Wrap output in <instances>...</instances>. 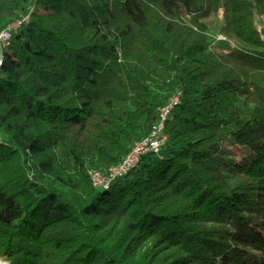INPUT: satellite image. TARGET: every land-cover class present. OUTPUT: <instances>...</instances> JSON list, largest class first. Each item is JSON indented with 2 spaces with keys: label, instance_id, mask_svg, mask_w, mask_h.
<instances>
[{
  "label": "trees",
  "instance_id": "16d2710c",
  "mask_svg": "<svg viewBox=\"0 0 264 264\" xmlns=\"http://www.w3.org/2000/svg\"><path fill=\"white\" fill-rule=\"evenodd\" d=\"M256 17L264 0H0V33L23 20L0 49V264H264ZM177 95L159 152L95 187Z\"/></svg>",
  "mask_w": 264,
  "mask_h": 264
},
{
  "label": "built area",
  "instance_id": "2783aa9c",
  "mask_svg": "<svg viewBox=\"0 0 264 264\" xmlns=\"http://www.w3.org/2000/svg\"><path fill=\"white\" fill-rule=\"evenodd\" d=\"M20 24V20L14 23L12 26H9L7 30L8 31L13 27L15 29ZM15 25V26H14ZM11 29V30H13ZM3 31V33H5ZM217 40H226V37L222 34H219L216 36ZM178 101L177 97H172L171 100L160 107L159 112L163 115V127L165 120L167 118V115L169 114L170 110L172 109L173 105ZM163 127L160 130V132L155 136H147L145 141L142 142H136V148L132 150V153L129 155V158L122 159L117 165H114V170H106L101 171L99 169L93 168L94 171V177H98L103 179V183L106 185H110V181L113 179H119L126 175L130 171V163L131 162H139V159L141 158V153L144 150H152V153H158L159 150L162 148V146L166 142V135L163 133Z\"/></svg>",
  "mask_w": 264,
  "mask_h": 264
},
{
  "label": "bare ground",
  "instance_id": "6f19581e",
  "mask_svg": "<svg viewBox=\"0 0 264 264\" xmlns=\"http://www.w3.org/2000/svg\"><path fill=\"white\" fill-rule=\"evenodd\" d=\"M23 20H20V23L22 22ZM5 34H7V36H9V32L8 31H5ZM217 40V39H216ZM3 45H7L6 43L3 42ZM178 102V101H177ZM176 102V103H177ZM168 116V115H167ZM163 127V115L159 112V123L157 126L154 127L153 131L148 135V136H155L157 135L160 130L162 129ZM146 140V137L143 138V139H140L136 142H142V141H145ZM136 142L133 144V146L131 147V149L129 150V152L127 153V155L123 158V159H126V158H129V155L132 153V150L136 148ZM148 153H152V150H144L142 151L141 153V157L143 155H146ZM138 164V162H131L130 163V170L132 168H134L136 165ZM107 170H114V166L108 168ZM88 175H89V178L92 182V184L95 186V187H98V188H101V189H108L110 187V185L117 179H113L110 181V185H106L103 183V179L101 178H98V177H94V171L92 169H89L88 170Z\"/></svg>",
  "mask_w": 264,
  "mask_h": 264
},
{
  "label": "rangeland",
  "instance_id": "374dc122",
  "mask_svg": "<svg viewBox=\"0 0 264 264\" xmlns=\"http://www.w3.org/2000/svg\"><path fill=\"white\" fill-rule=\"evenodd\" d=\"M220 22V16L219 15H213L211 16L208 20H207V24H208V27H209V32H211L212 34H215V31H216V28L218 26ZM256 24L259 28L261 29H264V18L263 17H256ZM15 26V25H14ZM16 26H18L16 24ZM11 29H13V27H11ZM218 34H216L217 36ZM216 38V37H215ZM10 39V35L7 36V34L1 32L0 33V49L4 46L3 45V42L8 44V40ZM228 42L229 44H231L230 41H226ZM174 98L177 97L178 98V95L177 96H173ZM171 100V99H170ZM176 104V103H175ZM165 126V125H164ZM165 128L163 127V130ZM90 169H93V168H90Z\"/></svg>",
  "mask_w": 264,
  "mask_h": 264
}]
</instances>
